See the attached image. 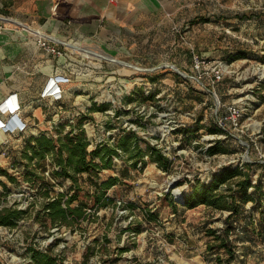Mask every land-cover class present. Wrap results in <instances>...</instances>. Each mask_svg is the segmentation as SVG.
Wrapping results in <instances>:
<instances>
[{
  "label": "rangeland",
  "instance_id": "obj_1",
  "mask_svg": "<svg viewBox=\"0 0 264 264\" xmlns=\"http://www.w3.org/2000/svg\"><path fill=\"white\" fill-rule=\"evenodd\" d=\"M211 1L206 6L201 1L197 4L199 22L180 41L190 56L193 50L206 59V71L215 66L222 69L219 81L194 79L190 60L185 68L176 65L186 73L182 75L168 66L170 57L160 56L144 62V70L118 73L119 91L100 95L109 106L94 112L95 117L83 110L88 123L83 122L82 127L89 149L95 144L115 145L123 129L130 130L140 146L156 144L167 154L171 159L167 171L145 156L143 167L129 168L123 175L119 171L126 154L118 147L121 155L113 157L112 166L93 175L94 180L109 174L119 176L121 181L106 190L112 203L97 210L88 208L85 219L62 227L38 221L36 215H41L45 189L50 196L56 191L66 193L70 180L52 173L56 167L50 154L28 165L21 158V145L34 134L1 141L0 166L15 180L0 174V208L17 206L26 212L13 225L0 224V264H34L28 244L47 250L56 264H218L214 253L206 251L204 229L205 225L221 228L227 212L199 204L173 213L164 193L169 191L179 200L191 183L209 180L223 165L264 162V0ZM238 51L245 55L234 56ZM129 76L135 84L128 92L121 82ZM148 94L153 95L145 98ZM232 102L241 108L238 127H225L227 133L212 131ZM77 120L63 113L52 125V136L68 131ZM44 130L39 128L36 134ZM217 144L224 151H207ZM253 169L252 182L260 181L264 192V166L256 163ZM78 181L83 190L73 204L86 201L84 190L94 187L85 172L78 175ZM263 204L264 197L248 200L236 218L234 226L241 237L231 234L236 253L232 264H264V235L255 232ZM244 223L247 234H243ZM136 227L138 231H134ZM120 247L124 249L120 251Z\"/></svg>",
  "mask_w": 264,
  "mask_h": 264
},
{
  "label": "crops",
  "instance_id": "obj_2",
  "mask_svg": "<svg viewBox=\"0 0 264 264\" xmlns=\"http://www.w3.org/2000/svg\"><path fill=\"white\" fill-rule=\"evenodd\" d=\"M200 1L204 6L212 2L0 0V22L6 26L0 31V103L6 98L17 100L20 108L15 112L27 124L13 134L0 132V146L8 137L35 135L39 128L55 134L52 125L63 113L85 114V109L95 117L99 110L95 106L106 102L100 95L120 89L117 74L144 70L142 65L149 59L167 56L170 64L185 68L190 55L180 38L189 36L199 22ZM38 35L57 43L63 53L40 48ZM53 79L63 89L61 98L41 95ZM123 79L122 87L129 92L135 81L130 76ZM0 118L12 119L8 111L0 112Z\"/></svg>",
  "mask_w": 264,
  "mask_h": 264
},
{
  "label": "trees",
  "instance_id": "obj_3",
  "mask_svg": "<svg viewBox=\"0 0 264 264\" xmlns=\"http://www.w3.org/2000/svg\"><path fill=\"white\" fill-rule=\"evenodd\" d=\"M245 17V16H244ZM247 17V16H246ZM245 52L238 51L234 56H244ZM230 57V56H229ZM148 94L145 98L152 96ZM108 102H101L95 106L96 109H105ZM83 113L75 115L79 120L76 124L63 134L58 133L56 137L47 134L45 131L38 132L36 135H30L24 145H21L20 156L27 163L33 159L37 161L45 158L47 154L52 157V162L56 167L52 173L56 177H64L70 180L66 193L56 191L50 196L48 189H45L43 195L45 200L40 204L41 215H36V219L42 222H49L62 227H72L85 219L90 213L88 208L97 210L106 206L113 201V197L106 194V190L116 185L121 180L119 176L109 174L102 180L93 179L101 169L112 166L113 157L121 155L117 148L120 147L125 152L124 164L119 172L123 175L129 171V168H141L145 165V156L154 162L159 168L168 170L171 165V159L156 144L146 142L142 147L136 139L137 136L133 131L123 129V133L118 137L115 145L95 144L92 148H88L89 140L86 137L82 123L85 121ZM212 131H221L227 133L226 128L214 123ZM224 148L212 145L207 148L209 153H214ZM260 164L264 166V162H244L242 165H223L211 174V178L207 181L196 180L191 183L190 189L184 192L179 200L171 197L169 191L164 195L168 197V205L171 206L173 213L184 208H191L199 204H204L212 210L226 211L223 217V225L221 228H213L205 225L204 233L207 236L205 246L209 255L214 253L216 263L232 264L236 257L234 250V241L231 234L240 238L238 230L234 226V222L239 214L242 213L244 204L250 199H259L264 197L262 192V184L260 181L252 182L251 174L254 171L253 165ZM138 164V165H137ZM87 173L91 179L93 190H84L86 201L79 200L77 204L73 201L78 198V191L83 190L82 185L78 181V175ZM5 175L14 181L15 176L9 174L5 168L0 166V174ZM129 173V172H128ZM3 183V182H2ZM252 187L253 190H248ZM257 192V196L255 193ZM263 195V196H262ZM179 201V202H178ZM91 202V207L87 206ZM180 203V204H179ZM258 213L257 227L255 232L260 236L264 235V204ZM26 210L17 208V206H3L0 208V224L13 225ZM150 214H148L149 216ZM247 223L242 226L243 234H247ZM130 228V225L127 226ZM134 231H138L136 227ZM124 248L120 247V251ZM30 258L34 264H56L55 256L51 255L47 250H41L27 245ZM211 257V256H209Z\"/></svg>",
  "mask_w": 264,
  "mask_h": 264
},
{
  "label": "built area",
  "instance_id": "obj_4",
  "mask_svg": "<svg viewBox=\"0 0 264 264\" xmlns=\"http://www.w3.org/2000/svg\"><path fill=\"white\" fill-rule=\"evenodd\" d=\"M6 26H4L0 22V31H2ZM36 43L40 48L43 50L54 54V55H60L63 53V49L59 47V45L55 42L50 41L48 38L38 35L36 36ZM190 63L192 66V70L194 74L192 77L194 79H201V78H209L212 82H217L223 75V71L219 66H215L210 71H206V59L200 55L195 54L193 50H191V56H190ZM42 96H52L55 99L61 98L63 95V89L59 87V85L56 83V81L53 79L41 92ZM20 104L17 100H12L10 98H6L4 101L0 103V112L5 113L8 111L10 113V116L12 119L8 120H2L0 118V132L7 133V134H13L16 131H23L26 128V122L21 120L19 116L17 115V111L20 108ZM16 111V112H15ZM80 112H75V115H78ZM241 108L238 104H235L234 102L228 104L226 106V109L221 114V117H219V125L223 128L225 127H231V128H237L240 123V117H241ZM12 121V122H11Z\"/></svg>",
  "mask_w": 264,
  "mask_h": 264
},
{
  "label": "water",
  "instance_id": "obj_5",
  "mask_svg": "<svg viewBox=\"0 0 264 264\" xmlns=\"http://www.w3.org/2000/svg\"><path fill=\"white\" fill-rule=\"evenodd\" d=\"M168 66H170L171 68H173L175 71H177L178 73L184 75L186 73H184L183 71H181L176 65L174 64H168ZM188 75V74H187Z\"/></svg>",
  "mask_w": 264,
  "mask_h": 264
},
{
  "label": "bare ground",
  "instance_id": "obj_6",
  "mask_svg": "<svg viewBox=\"0 0 264 264\" xmlns=\"http://www.w3.org/2000/svg\"><path fill=\"white\" fill-rule=\"evenodd\" d=\"M99 57H105V56L102 55V54H101V55L99 54ZM108 58H109L110 60H113V61H119V60H117V58H110V57H108ZM123 62H125V61H123ZM128 64H129V63H128Z\"/></svg>",
  "mask_w": 264,
  "mask_h": 264
}]
</instances>
